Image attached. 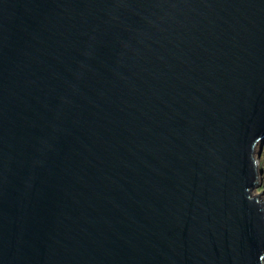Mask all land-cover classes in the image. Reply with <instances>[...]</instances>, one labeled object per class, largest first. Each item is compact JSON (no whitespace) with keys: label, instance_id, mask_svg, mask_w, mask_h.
<instances>
[{"label":"water","instance_id":"water-1","mask_svg":"<svg viewBox=\"0 0 264 264\" xmlns=\"http://www.w3.org/2000/svg\"><path fill=\"white\" fill-rule=\"evenodd\" d=\"M264 0H0V264H264Z\"/></svg>","mask_w":264,"mask_h":264},{"label":"rangeland","instance_id":"rangeland-1","mask_svg":"<svg viewBox=\"0 0 264 264\" xmlns=\"http://www.w3.org/2000/svg\"><path fill=\"white\" fill-rule=\"evenodd\" d=\"M260 159L262 160V184H259L257 188H255L252 191L251 196H254V194H258L260 197H264V142L261 143V149H260Z\"/></svg>","mask_w":264,"mask_h":264}]
</instances>
